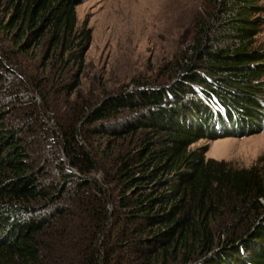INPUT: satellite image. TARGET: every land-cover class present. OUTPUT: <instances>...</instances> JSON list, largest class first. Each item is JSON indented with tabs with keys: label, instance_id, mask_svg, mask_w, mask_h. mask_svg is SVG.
Segmentation results:
<instances>
[{
	"label": "trees",
	"instance_id": "1",
	"mask_svg": "<svg viewBox=\"0 0 264 264\" xmlns=\"http://www.w3.org/2000/svg\"><path fill=\"white\" fill-rule=\"evenodd\" d=\"M83 1L0 0V264H264V164L192 148L264 128V0H206L174 82L95 101Z\"/></svg>",
	"mask_w": 264,
	"mask_h": 264
},
{
	"label": "rangeland",
	"instance_id": "2",
	"mask_svg": "<svg viewBox=\"0 0 264 264\" xmlns=\"http://www.w3.org/2000/svg\"><path fill=\"white\" fill-rule=\"evenodd\" d=\"M205 1L84 0L77 6V17L79 25L90 30V42L77 92L95 101L131 89L136 82H174L170 78L194 36L197 16L207 11ZM259 15L264 17V10ZM255 45L264 49V23ZM228 117L224 113L217 131L237 136L201 139L192 148L208 144L207 158L235 167L263 165L264 128L245 135L236 129L248 124L237 120L239 127L231 125Z\"/></svg>",
	"mask_w": 264,
	"mask_h": 264
}]
</instances>
